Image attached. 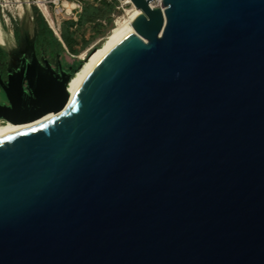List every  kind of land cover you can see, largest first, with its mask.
Wrapping results in <instances>:
<instances>
[{"label": "water", "instance_id": "obj_1", "mask_svg": "<svg viewBox=\"0 0 264 264\" xmlns=\"http://www.w3.org/2000/svg\"><path fill=\"white\" fill-rule=\"evenodd\" d=\"M130 1L0 136V264H264V0ZM64 85H4L0 119Z\"/></svg>", "mask_w": 264, "mask_h": 264}, {"label": "rangeland", "instance_id": "obj_2", "mask_svg": "<svg viewBox=\"0 0 264 264\" xmlns=\"http://www.w3.org/2000/svg\"><path fill=\"white\" fill-rule=\"evenodd\" d=\"M72 1L74 0H54L53 2L52 0H28L30 14L34 25L32 35V32L26 34L24 31V23L18 16V2L16 0H0V28L3 32H8L10 30L12 33L10 43L8 45H1L0 43V46L8 52V76L4 81V85L13 97L20 96L21 89L29 92V86L34 82L43 88L44 91H47L51 87L56 88L58 82H66L81 64V52L84 50L90 52L92 45H96L94 42L108 32L116 18L127 17L130 11L133 10V6L129 3H125L124 0H106L107 2H114V7L109 14L111 25L105 19L100 20L104 25L103 33L101 35L99 34L93 37L83 49L78 51L77 54L71 55L64 52L62 54L63 60H61L59 56H55L52 59L44 56L42 61L37 60L33 54V45L37 28L34 23L31 7L35 6L38 11L42 13L50 27V24L53 23L55 28L58 27L56 28L58 31L54 30L52 27L51 28L57 33V36H59L60 23L63 20L72 19V15L68 13ZM79 1L81 2V9L82 6L87 3H92L94 5L100 3V0ZM14 27H17V39H15L13 35ZM76 31V38L78 41L80 40V37L87 39L92 34V30L88 25L78 27ZM21 40L24 42L23 48L20 45ZM5 99L6 95L0 93V101H5Z\"/></svg>", "mask_w": 264, "mask_h": 264}, {"label": "trees", "instance_id": "obj_3", "mask_svg": "<svg viewBox=\"0 0 264 264\" xmlns=\"http://www.w3.org/2000/svg\"><path fill=\"white\" fill-rule=\"evenodd\" d=\"M113 7L114 2H107L106 0H100V3L97 5L92 3L83 5L76 20L66 19L60 23L59 40L53 33V30L48 26L42 13L35 6H32L31 11L37 28L33 45L35 57L43 59L44 56H47L52 59L55 56H59L63 60L62 54L64 52L71 55L77 54L93 37L103 33L104 25L100 22L101 19H105L111 25L109 14ZM86 25L90 26L92 34L87 39L80 37L78 41L76 38V30L78 27ZM13 35L17 39V27L13 28ZM6 67L7 54L0 48V93L3 94H5L3 80L8 76Z\"/></svg>", "mask_w": 264, "mask_h": 264}, {"label": "bare ground", "instance_id": "obj_4", "mask_svg": "<svg viewBox=\"0 0 264 264\" xmlns=\"http://www.w3.org/2000/svg\"><path fill=\"white\" fill-rule=\"evenodd\" d=\"M18 2V9L19 13L18 16L24 23V31L25 33H31L33 35V20L30 14V7L28 5V0H16ZM16 2V3H17ZM125 3H129L132 5L130 0H124ZM133 6V5H132ZM128 12V11H127ZM142 11L135 8L133 6V10L130 11L127 17L123 18H116L113 22L112 27L106 32V34L103 37H100L95 41V46L92 45L91 51L88 52L87 50H84L81 52V58L82 62L78 69L74 71V73L68 78V80L65 82L64 88H65V100L60 104V106L53 111H47L43 114L37 115L33 118L24 120V121H17L15 123L9 122V121H3L0 119V136L20 129L27 127L29 125L35 124L41 119L47 117L48 115L54 113L57 111L70 97L71 93L75 89L78 82L81 80V78L84 76V74L87 72V70L92 66V64L102 55V53L107 50L110 46H112L116 41H118L121 37H123L125 34H127L129 31L133 29L131 22L132 20ZM17 18V17H16ZM46 20V19H45ZM51 27L54 30H57L55 28L54 23L50 24ZM58 25V24H57ZM6 31V30H5ZM58 31V30H57ZM12 33L9 30L8 32H3L0 28V43L1 45H8L11 41ZM13 40V39H12ZM20 45L23 48L24 42L23 40L20 41ZM7 49V47H6ZM27 50V49H26ZM22 53V52H21ZM31 99V98H30Z\"/></svg>", "mask_w": 264, "mask_h": 264}, {"label": "built area", "instance_id": "obj_5", "mask_svg": "<svg viewBox=\"0 0 264 264\" xmlns=\"http://www.w3.org/2000/svg\"><path fill=\"white\" fill-rule=\"evenodd\" d=\"M54 0H52L53 2ZM161 0H148L149 7H160L159 3ZM81 11V2L79 0H74L71 2L70 7L68 9V13L72 15V19L76 20L77 14ZM58 28V27H57ZM55 32V31H54ZM56 33V32H55ZM57 34V33H56Z\"/></svg>", "mask_w": 264, "mask_h": 264}, {"label": "flooded vegetation", "instance_id": "obj_6", "mask_svg": "<svg viewBox=\"0 0 264 264\" xmlns=\"http://www.w3.org/2000/svg\"><path fill=\"white\" fill-rule=\"evenodd\" d=\"M6 54H7V59H8V52L6 51V50H4L3 48H1ZM35 56V55H34ZM36 58V57H35ZM37 60H39V61H42L43 59H38V58H36ZM6 71H7V67H6ZM7 79V78H6ZM6 79H4L3 80V83H4V81L6 80ZM27 92V91H26ZM0 104L1 105H4V106H9V102H8V99L6 98L5 99V101H0ZM34 111H36V108H34V109H31V110H28V111H26V110H22L20 113H15V114H11L12 115V117H20V116H24V115H26V114H29V113H32V112H34ZM3 121H5L4 119H2Z\"/></svg>", "mask_w": 264, "mask_h": 264}]
</instances>
